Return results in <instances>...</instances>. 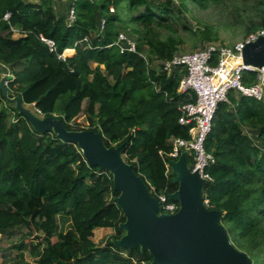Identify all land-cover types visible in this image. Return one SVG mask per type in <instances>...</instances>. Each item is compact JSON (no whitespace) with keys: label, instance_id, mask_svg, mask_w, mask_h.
Wrapping results in <instances>:
<instances>
[{"label":"trees","instance_id":"obj_1","mask_svg":"<svg viewBox=\"0 0 264 264\" xmlns=\"http://www.w3.org/2000/svg\"><path fill=\"white\" fill-rule=\"evenodd\" d=\"M257 1L256 14L241 22L247 35L264 28V0ZM122 2L76 1L77 18L68 25L53 0H0V67L13 75L8 90L37 115L58 118L70 130L99 132L108 147L124 144L123 157L158 199L178 189L166 163L172 139L191 137V126L180 124L179 118L180 106L193 99L179 93L178 72L168 74L155 61L178 53L183 39L172 31L188 2L207 9L226 0H180L178 11L171 0H129L126 26L151 65L138 53L121 52L112 44L124 21L109 8L119 9ZM7 12L9 21L4 19ZM103 16L106 25L100 31ZM12 26L24 34L14 36ZM160 27L170 31L165 38ZM200 32L203 40L218 39L210 26ZM40 35L54 39L57 50L51 51ZM68 48L74 51L59 58ZM245 75L249 83L256 79L255 73ZM85 100L87 126L75 121ZM244 127L264 142V101L230 90L205 143L215 162L207 168L212 180L204 197L208 208L224 212L221 223L232 243L253 264H264V151ZM118 195L108 171L90 166L76 143L59 139L53 131L36 132L0 89V233L17 227L40 232L38 242L14 245L29 249L33 264H153L148 251L114 245L112 239L125 233L119 227L125 217L115 202ZM61 215L70 218L66 231L58 230ZM101 228L115 233L98 245L92 238Z\"/></svg>","mask_w":264,"mask_h":264},{"label":"water","instance_id":"obj_2","mask_svg":"<svg viewBox=\"0 0 264 264\" xmlns=\"http://www.w3.org/2000/svg\"><path fill=\"white\" fill-rule=\"evenodd\" d=\"M243 59L247 65L264 66V35L245 45ZM2 68L3 97L15 104L36 132L53 131L59 139L76 143L90 166H98L112 175L114 189L119 192L115 202L125 217L119 225L125 233L112 239L116 247L148 251L153 264H253L252 258L232 243L221 223L224 212L205 205L204 189L208 180L199 170L189 168L186 150L177 160L170 161L178 189L169 198L179 203V209L175 213L161 212L159 200L151 195L134 164L123 157L124 144L108 147L99 132L70 130L58 118L37 115L8 90L6 80L12 75L6 67Z\"/></svg>","mask_w":264,"mask_h":264},{"label":"built area","instance_id":"obj_3","mask_svg":"<svg viewBox=\"0 0 264 264\" xmlns=\"http://www.w3.org/2000/svg\"><path fill=\"white\" fill-rule=\"evenodd\" d=\"M76 1L79 0H73L69 7L66 17L68 25H72L77 18ZM109 9L111 13L115 12L113 6H110ZM10 17L9 12L4 15L5 20L9 21ZM105 25L106 18L103 16L100 22V31L105 29ZM11 30L16 37L24 34L21 28L18 27L12 26ZM263 35L264 28L249 33L246 38L234 44L209 42L196 51L176 53L169 60L155 61L160 69L168 74L177 71L180 75L179 93L186 94L193 99L180 106L181 116L179 118L180 124L191 126V137L189 139L173 138L172 151L169 153V157L171 160H177L181 153L186 150L188 152L187 158L190 157L191 159V163H188L189 168L192 171L199 170L202 177L206 178L208 182L212 178L207 172V168L215 162V157L206 149L205 143L212 130L213 120L219 104L228 101L230 90L253 96L261 101L264 100V66L247 65L243 59L245 45L256 41L258 37ZM40 39L51 51L57 50V43L54 39L47 38L44 35H40ZM112 44L116 45L121 52L138 53L148 65H151V60H149L147 54L138 51V41L135 37L120 31ZM67 50L70 49H66L59 55V58L65 59ZM246 73H255L256 79L254 82L249 83L246 81ZM11 79L6 80V84ZM170 161L166 163V166L172 169ZM158 200L161 212L175 213L179 209V204L170 199L169 195L165 193L160 194ZM204 203L209 207V201L205 197Z\"/></svg>","mask_w":264,"mask_h":264},{"label":"rangeland","instance_id":"obj_4","mask_svg":"<svg viewBox=\"0 0 264 264\" xmlns=\"http://www.w3.org/2000/svg\"><path fill=\"white\" fill-rule=\"evenodd\" d=\"M35 1V0H27ZM157 3L164 2L166 0H154ZM173 8L178 11L180 0H171ZM129 0H123L119 9L114 5L115 12L122 15L124 27L120 28V31L133 36L131 29L126 25L129 24L131 13L128 10ZM73 3V0H64L56 5V11L59 15L67 17L69 7ZM257 0H226L224 4H211L207 9H202L192 2H188V10L181 14V18L178 20L177 25L174 26L175 30L172 31L175 35L183 39V42L179 45L178 53L193 52L197 49L204 47L209 42H216L221 44H234L237 41L243 40L247 37L244 31V27L241 25L243 19L247 18V15L256 14ZM185 26L191 28L186 29ZM205 26H210L213 29V33L218 36V39L209 41L202 39V33L200 29ZM158 31L162 38H165L169 29L160 27ZM134 37V36H133ZM158 66V65H157ZM10 74L11 70L6 67ZM4 74V69L0 67V75ZM264 101V100H263ZM32 109L31 106H27ZM87 100L84 101L83 110L80 115L75 119L83 126H87ZM33 110V109H32ZM253 139V137H252ZM254 143L264 151V144L259 139L258 134L254 136ZM71 226L70 218L67 216L58 217V230L66 231ZM24 233L26 236L24 237ZM114 229L101 228L95 231L93 240L96 244L101 245L114 234ZM36 235H41L39 232L29 230L26 227H17L15 229H8L0 233V264H28L34 263L31 251L29 249L20 251L14 245L20 243V241L33 240L38 242L40 239L36 238Z\"/></svg>","mask_w":264,"mask_h":264},{"label":"crops","instance_id":"obj_5","mask_svg":"<svg viewBox=\"0 0 264 264\" xmlns=\"http://www.w3.org/2000/svg\"><path fill=\"white\" fill-rule=\"evenodd\" d=\"M37 1H39V0H35V2H37ZM64 0H53V3H54V6H55V9H56V5L60 2H63ZM68 49H70L71 51H74V49L73 48H68ZM71 54H73V53H70V55ZM67 55H69V54H67ZM244 131H245V133L246 134H248L251 138L253 137V139H254V136H256V131H254V130H252V129H250V128H247V127H244ZM261 142H263V141H261ZM263 144H264V142H263Z\"/></svg>","mask_w":264,"mask_h":264}]
</instances>
